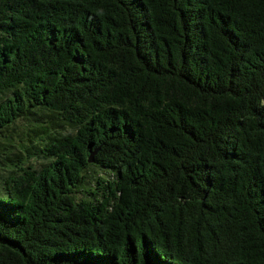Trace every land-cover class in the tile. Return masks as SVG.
<instances>
[{
    "label": "trees",
    "instance_id": "trees-1",
    "mask_svg": "<svg viewBox=\"0 0 264 264\" xmlns=\"http://www.w3.org/2000/svg\"><path fill=\"white\" fill-rule=\"evenodd\" d=\"M0 143V264H264V0H0Z\"/></svg>",
    "mask_w": 264,
    "mask_h": 264
},
{
    "label": "rangeland",
    "instance_id": "rangeland-1",
    "mask_svg": "<svg viewBox=\"0 0 264 264\" xmlns=\"http://www.w3.org/2000/svg\"><path fill=\"white\" fill-rule=\"evenodd\" d=\"M2 149H3V152L0 153V173L3 174V173H6V172H7V171L4 169V168L6 167V165L2 162V160H4V156H6L5 151H6L7 148L4 149L3 144L0 143V151H2ZM29 161H30V162H33V164H34L36 167H40L41 162H42V159H40V158H38V159H36V158H31ZM87 180H89V181H87V182L85 183V185H89V184L92 183L91 178H88Z\"/></svg>",
    "mask_w": 264,
    "mask_h": 264
},
{
    "label": "water",
    "instance_id": "water-1",
    "mask_svg": "<svg viewBox=\"0 0 264 264\" xmlns=\"http://www.w3.org/2000/svg\"><path fill=\"white\" fill-rule=\"evenodd\" d=\"M94 151H95V150H94ZM94 151H92V152L90 153V156H89V159H90V160L92 159V155H93Z\"/></svg>",
    "mask_w": 264,
    "mask_h": 264
}]
</instances>
